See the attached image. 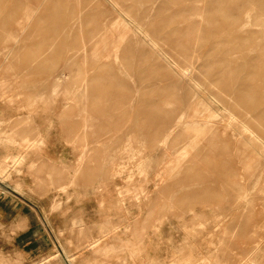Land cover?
Returning <instances> with one entry per match:
<instances>
[{"label":"rangeland","instance_id":"rangeland-1","mask_svg":"<svg viewBox=\"0 0 264 264\" xmlns=\"http://www.w3.org/2000/svg\"><path fill=\"white\" fill-rule=\"evenodd\" d=\"M109 2L126 27L104 0H0V195L36 212L49 264H264V0ZM250 77L257 112L216 95ZM207 113L217 136L193 131Z\"/></svg>","mask_w":264,"mask_h":264},{"label":"bare ground","instance_id":"bare-ground-1","mask_svg":"<svg viewBox=\"0 0 264 264\" xmlns=\"http://www.w3.org/2000/svg\"><path fill=\"white\" fill-rule=\"evenodd\" d=\"M106 3H107V5H109V8H108V10H110V22L109 23H107V25H106V30L108 29V28H113V29H116L117 27H121V26H124V27H126L127 25L123 22L124 21V19H123V15L122 14H117L116 16H112V12H111V10L112 11H115L114 9V3L113 2H109V0H104ZM90 2V0H84V3L85 4H88ZM55 4V5H54ZM54 4H51V8H53V9H56V5H57V3H54ZM184 13V12H183ZM97 16H100V19H101V17H103V15L105 14L104 12H101V11H97L96 13H95ZM74 14H69V19H71V20H74ZM11 19V18H10ZM123 20V21H122ZM125 22H126V20H125ZM171 22H172V20L171 19H168L167 21H166V19H164V21H163V23H162V25H161V28L162 27H165V26H168L169 24H171ZM226 24H228L227 22H226ZM235 24V23H234ZM5 26V25H4ZM7 26V25H6ZM92 29V33H94V34H96L97 33V31L100 29V26H99V23L97 24V25H94V26H92L91 27ZM136 30H139V31H137V32H140V29L138 28V27H136ZM159 30V29H158ZM181 30H183V29H181ZM160 31V30H159ZM99 32V31H98ZM102 32H103V30H102ZM100 33V32H99ZM145 36V35H144ZM13 38H14V36H12ZM76 36H75V33L74 32H71L70 33V35H68V38H67V36L65 37L66 39H69L70 38V40L71 39H74ZM188 37H191V35H190V32H188V28L187 27H185L184 28V30L183 31H181V32H179V35L177 36V37H175L174 38V40H173V42H174V44L178 47V49L181 51V52H183V53H187L188 52V50H189V48L187 47V46H185V44H181L182 43V41L184 42V41H186L187 40V38ZM147 38V37H146ZM228 84V81L227 80H224V81H222V86H221V88H220V90H218L217 91V93H216V95L219 97V99H221L222 101H224L225 100V96L227 95V94H229V93H232V100H234L233 101V104L232 105H230L232 108H234V107H236L238 104H240V103H242V105L243 106H245L244 108L247 110V111H251V112H257L258 110H259V107H257V106H254L252 103H250V100L254 97V88H255V84H254V82H253V80L251 79V77H250V82H249V85H248V83H242V88H240V89H237V90H234V91H232L230 88H228V87H226V88H224L223 87V85H227ZM244 84H246L245 85V87H244ZM228 86V85H227ZM30 87V86H29ZM4 88V87H3ZM27 88V87H26ZM33 89H34V87H33ZM53 91H55V89L53 90ZM225 95V96H224ZM37 96V95H36ZM42 97V95L40 96V98ZM128 97V95L127 96H125V98H127ZM249 101V102H248ZM20 106V105H19ZM190 109V108H189ZM145 117L149 120V121H160L161 122V126H162V129H164L163 127H164V124L167 122V120L169 119V118H167V117H157V114H159V113H162L161 111H158L156 108H154L152 111H148V109L147 108H145ZM176 110L177 109H174V110H172V111H169V112H165L164 113V116H176ZM135 114H136V116H135V114H134V116H135V118L136 117H140L141 116V112H140V109H139V107L137 106L136 107V109H135ZM188 113L190 114V116H194L195 115V110H193V109H190L189 111H188ZM123 115H124V117H126V118H128V117H130V115H129V113L128 112H124V113H122ZM181 116L183 115L182 113H179ZM188 114V115H189ZM181 116H179L177 119H179L180 120V118H181ZM184 116V115H183ZM170 117V118H171ZM173 117V118H174ZM172 118V119H173ZM205 118H207L206 119V121L203 123V124H206V128L207 129H205L204 130V128H200V130L198 131V130H196V129H193V131L196 133V134H204V133H208V132H210V133H212L213 131H212V127H213V129L215 128L214 127V125H213V122H212V116L209 114V113H207V116L205 117ZM167 119V120H166ZM170 120V119H169ZM179 120H177V122L179 121ZM160 126V125H159ZM147 127H150V128H147V130H151L152 132V137H155L156 136V134H157V130L156 129H154L153 127H151V126H147ZM203 127V126H202ZM130 129H133V131H131V133H134V132H136V136H138V135H140V134H142L141 133V124H140V120H138L137 118H136V123H135V125H130ZM198 129V128H197ZM215 133H212L214 136H217V131H214ZM3 133V132H2ZM148 135V133H146V136ZM0 140H1V138H0ZM8 140V139H7ZM32 141V140H31ZM1 142V141H0ZM27 142V141H26ZM26 142H24V143H26ZM29 142H30V140H29ZM28 142V143H29ZM39 143H40V141H38ZM23 143V144H24ZM33 143V142H32ZM37 145H39V143H37V142H35ZM21 144H22V142H21ZM22 144V145H23ZM27 144V143H26ZM29 144H31V142L29 143ZM29 144H28V146H29ZM36 144H31V146L32 145H34L33 146V148L35 147V146H37ZM21 146V145H20ZM28 146H24V147H28ZM223 148H225L226 149V147H223ZM241 148H244V146L243 147H241ZM24 149V148H23ZM28 149H29V147H28ZM263 149H264V147H263ZM17 157V156H16ZM20 156H18L17 158H13V161H12V164H17L18 165V162L20 161V158H19ZM11 159V158H10ZM22 160H23V158H22ZM7 164V163H6ZM5 164V165H6ZM11 164V165H12ZM19 164H21V163H19ZM5 165H3V167L5 166ZM7 166H8V164H7ZM14 166V165H13ZM9 167V166H8ZM7 167V168H8ZM6 168V167H5ZM5 168H3V169H5ZM29 169V168H28ZM19 172V171H18ZM0 173H2V172H0ZM7 173V172H6ZM4 174V173H3ZM2 174V175H3ZM7 175H8V173H7ZM2 177L4 178L5 176L3 175V176H1L0 175V180L2 179ZM5 181V180H4ZM3 181V182H4ZM17 183H15V185H16ZM14 189H16L17 191L20 189V188H18V186L16 185L15 187H14ZM142 195V194H141ZM66 257L69 259V257L66 255ZM70 261V260H69Z\"/></svg>","mask_w":264,"mask_h":264},{"label":"crops","instance_id":"crops-1","mask_svg":"<svg viewBox=\"0 0 264 264\" xmlns=\"http://www.w3.org/2000/svg\"><path fill=\"white\" fill-rule=\"evenodd\" d=\"M18 216L28 217V228L18 234L9 245L13 251L23 250L35 258L49 248L50 240L46 229L31 207L21 205L16 198L0 195V224L7 228ZM63 254L65 257L67 255L71 262V256L65 251Z\"/></svg>","mask_w":264,"mask_h":264},{"label":"clouds","instance_id":"clouds-1","mask_svg":"<svg viewBox=\"0 0 264 264\" xmlns=\"http://www.w3.org/2000/svg\"><path fill=\"white\" fill-rule=\"evenodd\" d=\"M27 228L28 217L18 216L7 228L4 224H0V239L11 243L18 234L26 231ZM0 264H49V257L48 255H42L33 259L31 253L23 250L16 251L14 255H4L0 252Z\"/></svg>","mask_w":264,"mask_h":264}]
</instances>
